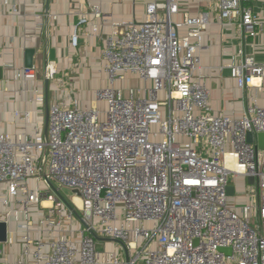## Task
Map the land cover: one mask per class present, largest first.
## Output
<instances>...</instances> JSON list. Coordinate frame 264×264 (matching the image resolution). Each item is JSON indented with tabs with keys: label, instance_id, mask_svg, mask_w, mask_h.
Wrapping results in <instances>:
<instances>
[{
	"label": "built area",
	"instance_id": "2783aa9c",
	"mask_svg": "<svg viewBox=\"0 0 264 264\" xmlns=\"http://www.w3.org/2000/svg\"><path fill=\"white\" fill-rule=\"evenodd\" d=\"M252 3H218V20L235 21L241 41L264 36ZM179 12L178 0H152L143 20L120 22L104 40L107 85L95 96L104 108L70 95L46 120L14 111L28 127L0 131V264H264V106L255 93L239 117L213 112L200 55L209 14L174 21ZM6 67L14 80L57 75L52 64ZM230 68L239 90L262 88L264 63L242 48ZM129 79L139 85L117 86ZM35 100L43 108L46 94L35 89ZM232 181L251 188L249 202L229 203Z\"/></svg>",
	"mask_w": 264,
	"mask_h": 264
},
{
	"label": "crops",
	"instance_id": "0c3cea01",
	"mask_svg": "<svg viewBox=\"0 0 264 264\" xmlns=\"http://www.w3.org/2000/svg\"><path fill=\"white\" fill-rule=\"evenodd\" d=\"M152 0H0V131L18 134L28 126L14 115V111H29V124L38 117L47 119V107L65 103L68 96L79 99L81 107L96 106V92L107 85L103 69L104 40L125 20H143L147 3ZM164 2L165 0H158ZM179 14H209V25L203 32L204 47L201 55V73L211 92L213 112L231 116L242 115L252 96L257 93L264 106V80L262 88L249 86L239 90L236 82L225 71L230 70L232 58L239 49L255 61L264 63V36L241 41L235 21L218 20L219 0H178ZM255 12L264 14V0H253ZM100 10L95 16L94 10ZM81 15L90 24L79 25ZM79 25V26H78ZM96 25L97 31L93 26ZM77 28L76 47L71 45V35ZM181 34L185 29L180 30ZM15 67L35 66L40 72L47 64L57 70L56 79L49 82V93L43 108L36 103L35 89L45 93V81L14 80ZM137 82L132 80L131 82ZM258 82V79L257 81ZM103 84V85H100Z\"/></svg>",
	"mask_w": 264,
	"mask_h": 264
},
{
	"label": "rangeland",
	"instance_id": "374dc122",
	"mask_svg": "<svg viewBox=\"0 0 264 264\" xmlns=\"http://www.w3.org/2000/svg\"><path fill=\"white\" fill-rule=\"evenodd\" d=\"M100 85H103V84H100ZM131 85L135 87L139 85V83L135 81L131 82V79H129L125 82H120L119 85L117 86H121L123 89H126L128 86H131ZM104 105H105L104 102H99V103L96 102V106H99V107L103 106L104 108ZM232 184H235V181H232ZM41 185L44 186L45 184L42 183ZM235 186H236V196H234L233 198H229V203L232 205H237V204H243V203L249 202L248 196L250 195L249 191L251 190V188L250 187L245 188L242 184H238V183H236ZM62 193H63L64 199L67 202L73 204V200H74L73 191L69 189H64L62 190ZM97 245L100 251H104L105 247L106 249H109V250H116V246H117L115 243L113 244L107 241H99ZM0 247L3 248V245H1Z\"/></svg>",
	"mask_w": 264,
	"mask_h": 264
},
{
	"label": "water",
	"instance_id": "95a60500",
	"mask_svg": "<svg viewBox=\"0 0 264 264\" xmlns=\"http://www.w3.org/2000/svg\"><path fill=\"white\" fill-rule=\"evenodd\" d=\"M26 67H29V66H26ZM30 67H32V66H30ZM225 73H228V75L230 76L231 73H232V69H230L228 71H225ZM2 79H3V68L0 66V81ZM48 93H49V81L46 80L45 81L46 101H47V98H48ZM247 139H248V142L252 143L253 142V134L252 133H248ZM257 147H258L259 150H264V132H260L257 135ZM253 181H254L253 177H250L249 178V182L253 183ZM76 193L78 194V192H76ZM227 193L230 196H233L235 194V186L234 185H229L227 187ZM6 229H7L6 223H4V222L0 223V239H1V241H5L6 240ZM220 250H222V251H230V249H227V248H221Z\"/></svg>",
	"mask_w": 264,
	"mask_h": 264
},
{
	"label": "bare ground",
	"instance_id": "6f19581e",
	"mask_svg": "<svg viewBox=\"0 0 264 264\" xmlns=\"http://www.w3.org/2000/svg\"><path fill=\"white\" fill-rule=\"evenodd\" d=\"M257 81V80H256ZM77 202L79 201L78 199L76 200Z\"/></svg>",
	"mask_w": 264,
	"mask_h": 264
}]
</instances>
